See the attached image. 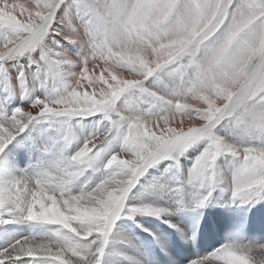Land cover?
<instances>
[{"label":"snow or ice","instance_id":"6c2138e0","mask_svg":"<svg viewBox=\"0 0 264 264\" xmlns=\"http://www.w3.org/2000/svg\"><path fill=\"white\" fill-rule=\"evenodd\" d=\"M0 264H264V0H0Z\"/></svg>","mask_w":264,"mask_h":264},{"label":"bare ground","instance_id":"6f19581e","mask_svg":"<svg viewBox=\"0 0 264 264\" xmlns=\"http://www.w3.org/2000/svg\"><path fill=\"white\" fill-rule=\"evenodd\" d=\"M207 211V210H206ZM211 211H215V210H211ZM212 219H215V217L213 216V217H211Z\"/></svg>","mask_w":264,"mask_h":264}]
</instances>
